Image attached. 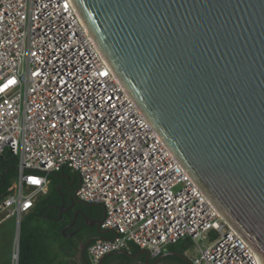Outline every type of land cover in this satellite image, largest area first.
<instances>
[{"label":"built area","instance_id":"2783aa9c","mask_svg":"<svg viewBox=\"0 0 264 264\" xmlns=\"http://www.w3.org/2000/svg\"><path fill=\"white\" fill-rule=\"evenodd\" d=\"M5 151L18 170L0 203V222L16 220L12 264L21 217L64 168L79 177L77 200L101 206L109 233L87 246L89 264L130 246L154 259L182 238L191 240L183 253L191 264H260L136 106L72 0H0ZM25 171L41 173L42 184L23 185Z\"/></svg>","mask_w":264,"mask_h":264},{"label":"water","instance_id":"95a60500","mask_svg":"<svg viewBox=\"0 0 264 264\" xmlns=\"http://www.w3.org/2000/svg\"><path fill=\"white\" fill-rule=\"evenodd\" d=\"M72 1L144 117L264 264V0ZM168 255L191 264L168 251L152 264Z\"/></svg>","mask_w":264,"mask_h":264},{"label":"trees","instance_id":"16d2710c","mask_svg":"<svg viewBox=\"0 0 264 264\" xmlns=\"http://www.w3.org/2000/svg\"><path fill=\"white\" fill-rule=\"evenodd\" d=\"M32 176L42 177L43 175L25 171L22 175V184L25 185L24 179ZM48 180L47 193L38 198L32 210L22 216L19 221L17 264H72L74 257L79 259L80 264H85V260L88 261L86 251L89 244L83 250L79 245L81 235L90 234L97 238L109 236L108 232L98 233L94 225L92 227L86 225V219L101 221L103 210L99 205L81 203L77 200L75 191L79 185V177L76 173L64 168L49 174ZM17 181V158L5 151L0 156V203L7 195L15 191ZM67 188H71L69 194L65 192ZM62 201L65 207L71 203L73 205L70 210L59 216ZM72 225H83L82 234L70 237ZM190 246V238H182L171 244L167 251L183 255ZM138 250L137 247H132L130 252L125 251L128 255L110 254L102 260V264H131L133 261L149 264L159 257L149 259L148 262L144 260V256L133 259L132 255ZM162 261L189 264L173 255L160 258L159 262Z\"/></svg>","mask_w":264,"mask_h":264},{"label":"crops","instance_id":"0c3cea01","mask_svg":"<svg viewBox=\"0 0 264 264\" xmlns=\"http://www.w3.org/2000/svg\"><path fill=\"white\" fill-rule=\"evenodd\" d=\"M47 190H48V186H47ZM0 228H2L1 235L3 237H5V241L2 240V239H0V242H3V245H4V248L3 249L0 248V264H10V260H11V256H12V251H13L12 245H13V240L15 239L14 235L16 236V220H15V217H8L6 219H3L0 222ZM132 247H134V246H130L129 247V251H127V252H130V250L132 249ZM139 256H143V255H139ZM139 256H137V257H139ZM144 258H145V256H144ZM158 262L159 261H157V263ZM152 263H153V261L151 263H149V264H152ZM157 263H155V264H157Z\"/></svg>","mask_w":264,"mask_h":264},{"label":"flooded vegetation","instance_id":"af4514ba","mask_svg":"<svg viewBox=\"0 0 264 264\" xmlns=\"http://www.w3.org/2000/svg\"><path fill=\"white\" fill-rule=\"evenodd\" d=\"M68 190H65V192L67 193V194H69V192H70V189L71 188H67ZM74 203V202H73ZM65 205V204H64ZM72 203H71V205H66V207H68V209H66V211H68V210H70L71 209V207H72ZM65 211V212H66ZM94 220H96V219H94ZM87 225V224H86ZM93 226V225H92ZM92 226H89V227H92ZM95 226V225H94ZM82 228H84V226L83 225H77V226H75V225H72L71 226V231H70V237H75L76 235H78V234H82ZM82 236V239H81V241H80V243H79V245L80 246H82V248H84L85 246H87L92 240H93V238L95 237V236H92V235H90V234H82L81 235ZM84 244V245H83ZM141 255H143V256H145L144 254H141Z\"/></svg>","mask_w":264,"mask_h":264},{"label":"rangeland","instance_id":"374dc122","mask_svg":"<svg viewBox=\"0 0 264 264\" xmlns=\"http://www.w3.org/2000/svg\"><path fill=\"white\" fill-rule=\"evenodd\" d=\"M39 179H24V181H27V180H29V184L32 186V187H37V186H40L41 184H42V177H38ZM44 195V194H43ZM43 195H41V194H38V196L36 197V200L38 199V198H40V197H42ZM35 200V201H36ZM1 233H2V228H0V239H2V240H4L5 241V237H3L2 235H1ZM14 237H15V235H14ZM13 244H14V240H13ZM0 248L1 249H3L4 248V245H3V242H0ZM12 249H13V245H12ZM12 251V250H11ZM133 257V256H132ZM133 259H136V257H133ZM72 264H80V261H79V259L77 258V257H74L73 259H72ZM10 264H12V256H11V260H10ZM131 264H141V262H139V261H133ZM157 264H173V263H170V262H164V261H162V262H158Z\"/></svg>","mask_w":264,"mask_h":264}]
</instances>
